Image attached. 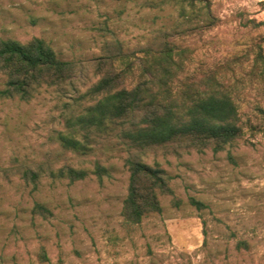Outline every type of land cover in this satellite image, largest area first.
Segmentation results:
<instances>
[{
    "label": "rangeland",
    "instance_id": "374dc122",
    "mask_svg": "<svg viewBox=\"0 0 264 264\" xmlns=\"http://www.w3.org/2000/svg\"><path fill=\"white\" fill-rule=\"evenodd\" d=\"M206 3L216 19L210 28L200 27ZM259 21L264 0H0V37H41L58 58L79 64L73 85L43 87L29 101L0 100V165L49 160L54 170L68 163L88 171L74 181L44 172L35 185L0 180V264H264V131L256 111L264 92L245 74L255 44L264 52ZM157 40L188 48L190 73L220 65L234 74L244 128L222 151L142 155L165 169L181 203L161 195V212L133 224L121 215L126 152L98 145L77 155L55 138L64 117L91 102L78 97L98 79L93 60L105 43L139 56ZM94 160L107 170L99 179L90 172ZM36 202L51 214L34 213Z\"/></svg>",
    "mask_w": 264,
    "mask_h": 264
},
{
    "label": "trees",
    "instance_id": "16d2710c",
    "mask_svg": "<svg viewBox=\"0 0 264 264\" xmlns=\"http://www.w3.org/2000/svg\"><path fill=\"white\" fill-rule=\"evenodd\" d=\"M204 7L200 27L210 28L216 19L209 3ZM253 24L264 25V22ZM140 52L141 55L135 56L123 50L117 41L104 44L102 54L93 60L99 77L78 97H88L91 102L77 113L65 116L64 133L58 132L55 138L63 150L77 155L89 154L98 145L101 149L121 148L126 152L128 183L121 215L133 224H139L149 214L161 212V195H171L174 206L181 203L173 193L165 169L158 162L143 161L142 155L157 150L174 155L190 150L222 151L243 134L244 128L234 98L235 88L229 81L234 74H228L224 66L190 73L188 48L168 40L149 43ZM247 66L246 78L264 92L261 44H255ZM78 67L76 61L58 58L52 46L41 37L25 42L0 37V76L3 78L0 100L29 101L43 87L73 85ZM256 111L257 125L264 131V106L256 107ZM105 141L110 144L105 145ZM44 172H57L70 181L83 179L88 174L86 169L68 163L54 170L49 160L27 163L13 158L7 165H0V180L18 177L35 185ZM90 172L99 179L107 170L94 160ZM187 201L197 210L204 207L194 197H188ZM32 211L43 217L51 214L39 202L33 204ZM40 258L46 259L43 250Z\"/></svg>",
    "mask_w": 264,
    "mask_h": 264
}]
</instances>
